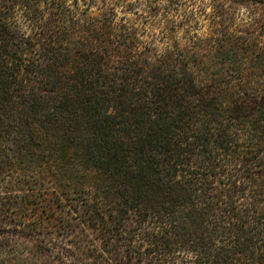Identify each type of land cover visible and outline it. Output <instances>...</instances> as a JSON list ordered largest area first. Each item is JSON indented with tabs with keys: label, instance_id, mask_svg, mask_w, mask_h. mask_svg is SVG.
<instances>
[{
	"label": "trees",
	"instance_id": "obj_1",
	"mask_svg": "<svg viewBox=\"0 0 264 264\" xmlns=\"http://www.w3.org/2000/svg\"><path fill=\"white\" fill-rule=\"evenodd\" d=\"M164 1L0 0V264H264V18Z\"/></svg>",
	"mask_w": 264,
	"mask_h": 264
},
{
	"label": "rangeland",
	"instance_id": "obj_2",
	"mask_svg": "<svg viewBox=\"0 0 264 264\" xmlns=\"http://www.w3.org/2000/svg\"><path fill=\"white\" fill-rule=\"evenodd\" d=\"M180 3L183 6H185L186 9L192 8L195 9V11L197 12L199 34L204 35L209 33L210 23L206 19V16L202 15V13H205V10H207V12L212 11V9L209 8V4H211V0H193V2L191 3H189V0H185ZM205 3L207 4V6H205ZM228 4L229 7L231 8L230 12L233 19L231 28L233 29L234 34L238 37V40H240V38L247 39L249 34L253 33L256 39H258L259 41H263V39L259 38L260 36L259 30L261 27L260 22L264 18V10L260 9L259 7H255L249 3H245V4H241L239 2L235 3L232 0L226 3V5ZM163 5L166 6L169 5V0L168 2L164 1ZM177 37L181 38L182 32H179L177 34ZM144 39H146V37H144ZM258 51L261 53L260 49Z\"/></svg>",
	"mask_w": 264,
	"mask_h": 264
}]
</instances>
